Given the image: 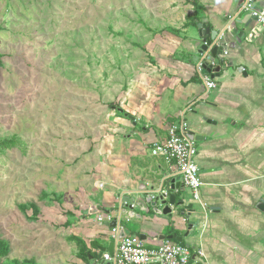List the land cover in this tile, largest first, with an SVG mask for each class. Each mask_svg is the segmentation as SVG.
Returning <instances> with one entry per match:
<instances>
[{
	"label": "crops",
	"instance_id": "crops-1",
	"mask_svg": "<svg viewBox=\"0 0 264 264\" xmlns=\"http://www.w3.org/2000/svg\"><path fill=\"white\" fill-rule=\"evenodd\" d=\"M198 1L200 8L193 0L158 3L142 34L134 37L133 50L115 56L108 123L83 137L92 140L88 148L80 145L68 162L77 160L76 174L64 186L68 233L46 264L99 263L113 231L114 221H98L105 214L131 235L145 236L148 247L178 242L162 240L168 234L183 237L197 264H264V210L258 207L264 199V31L240 44L225 31V64L211 73L217 87L208 89L197 71L202 60L199 24L223 31L234 17L244 18L248 0ZM193 16L197 25L186 26ZM183 122L185 132L195 136L193 159L204 182L199 212L191 217L200 219L195 231L189 233L176 208L173 215L154 214L152 220L138 208L142 218L120 214V196L142 187L164 185L180 199L184 192L171 189L176 165L153 155L152 148L168 139L172 124ZM187 193L192 197L188 188ZM199 249L204 256L197 254Z\"/></svg>",
	"mask_w": 264,
	"mask_h": 264
},
{
	"label": "rangeland",
	"instance_id": "rangeland-1",
	"mask_svg": "<svg viewBox=\"0 0 264 264\" xmlns=\"http://www.w3.org/2000/svg\"><path fill=\"white\" fill-rule=\"evenodd\" d=\"M163 1L0 0L1 264H46L67 235L64 186L77 160L68 162L108 123L115 56L133 50Z\"/></svg>",
	"mask_w": 264,
	"mask_h": 264
},
{
	"label": "water",
	"instance_id": "water-1",
	"mask_svg": "<svg viewBox=\"0 0 264 264\" xmlns=\"http://www.w3.org/2000/svg\"><path fill=\"white\" fill-rule=\"evenodd\" d=\"M252 2L254 3V8L264 11V2L258 0H252ZM254 22H257V18L253 16L252 12H248L241 20H237L236 17H234L223 31L211 30V28H207L205 24H199V31L202 37L199 53L202 55V59L205 60L206 69L204 71L207 73H216L219 72L221 66L225 64L223 54L228 47L227 43L223 40L225 31H228L230 35L234 36L238 44L242 43L246 39L252 41L256 37L257 33L264 31L263 26L259 24L255 25ZM238 23L242 24V27H239L237 25ZM211 62H215L217 64L216 67L211 68ZM185 135L190 140L195 141L194 135L186 132ZM172 171L174 172V178L172 180L171 189H181L184 192L179 200L177 199L176 194L174 192H169L164 188V185H162L158 190L154 188L148 189L147 187H142L140 190L134 192L133 195L122 194V196H120L117 211L120 212V214L127 213L129 217L136 216L137 218H142L143 215L136 213L135 211V209L138 208V210L143 211L145 215H148V217H146L147 219L152 220L154 218V214L173 215V208H176V213L185 218L190 231L189 233L195 231L200 223V219L193 222L191 217L198 214L199 207L196 204L197 202L193 200V197H189L187 188L182 183L178 167L175 166ZM164 191H167L168 194L166 195ZM162 206L164 208H161ZM258 207L261 210H264V199ZM113 210H115V208H113ZM117 223L118 221H114L112 223V227H116ZM127 235H131V231L129 229L122 230L117 238L111 236L110 245L108 248H103L101 250L99 255L101 261L97 264H114V261L106 260L104 258V254L108 251V253L113 256L118 238H123ZM140 238L143 240L145 239V236L142 235ZM171 239H175L179 243H183V237H178L177 235L168 234L167 236L162 237V240Z\"/></svg>",
	"mask_w": 264,
	"mask_h": 264
},
{
	"label": "built area",
	"instance_id": "built-area-1",
	"mask_svg": "<svg viewBox=\"0 0 264 264\" xmlns=\"http://www.w3.org/2000/svg\"><path fill=\"white\" fill-rule=\"evenodd\" d=\"M247 12H252L257 18L258 24L264 27V11L254 8L252 0H248L243 6ZM227 54V51L224 52ZM215 62H211V68L216 67ZM205 60H200L197 64V71L203 79L208 89L217 87V83L211 76V73L205 72ZM186 124H172L169 127V137L165 142L155 143L152 148V154L162 156L166 162L174 163L179 170L183 185L188 188L193 200L200 203V189L204 182L200 175V168L194 162V156L197 153V146L193 140L185 135ZM167 195L168 192L164 191ZM99 222H112L115 218L112 214H105L98 217ZM125 228L120 221L113 228L112 236L117 238ZM197 254L204 256L203 250L199 249ZM106 260L114 261V264H197L192 259V252L189 246L183 243L165 241L154 247H148L144 240L137 235H127L118 238L114 255L106 253Z\"/></svg>",
	"mask_w": 264,
	"mask_h": 264
},
{
	"label": "trees",
	"instance_id": "trees-1",
	"mask_svg": "<svg viewBox=\"0 0 264 264\" xmlns=\"http://www.w3.org/2000/svg\"><path fill=\"white\" fill-rule=\"evenodd\" d=\"M189 1V0H187ZM193 5L195 6V8H200L199 7V1L198 0H193ZM197 16H193V17H190L188 18V22L186 23V26H190V25H197L198 21L196 19ZM3 57V55L0 54V69H1V66L3 65L2 61H1V58ZM16 140H10V142L4 140L2 142V145H6V146H9V147H15L16 146ZM31 206L34 207L35 209H37V206L36 204L34 203H31ZM26 207V205H21V208L24 209ZM78 243L80 244L81 246V250L85 251V246H84V243L81 241V240H77ZM10 254V247H9V244L0 238V264L2 263V260L3 259H6Z\"/></svg>",
	"mask_w": 264,
	"mask_h": 264
}]
</instances>
